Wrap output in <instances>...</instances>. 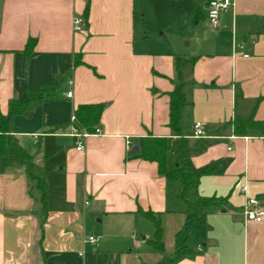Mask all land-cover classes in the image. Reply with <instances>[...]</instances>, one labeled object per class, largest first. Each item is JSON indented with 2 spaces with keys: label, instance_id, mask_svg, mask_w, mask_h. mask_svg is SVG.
<instances>
[{
  "label": "crops",
  "instance_id": "obj_1",
  "mask_svg": "<svg viewBox=\"0 0 264 264\" xmlns=\"http://www.w3.org/2000/svg\"><path fill=\"white\" fill-rule=\"evenodd\" d=\"M232 1L216 28L208 0L0 1L1 114L13 100L53 90L11 121L48 204L43 210L24 166L0 158V264H264V220L247 221L243 211L250 198L264 207V136H236L232 126L264 121V0ZM158 23L178 41H152L147 33ZM28 39L36 43L26 57ZM177 56L190 60L180 76ZM176 88L187 101L179 134L167 126L166 93ZM82 105L103 108L100 133L77 151L67 133ZM195 123L203 138L192 137ZM148 135L185 147L191 171L210 169L189 200L226 201L191 218L179 185L138 158ZM167 160L180 169L173 151ZM147 211L161 215L162 253L147 243Z\"/></svg>",
  "mask_w": 264,
  "mask_h": 264
},
{
  "label": "trees",
  "instance_id": "obj_2",
  "mask_svg": "<svg viewBox=\"0 0 264 264\" xmlns=\"http://www.w3.org/2000/svg\"><path fill=\"white\" fill-rule=\"evenodd\" d=\"M87 12L88 8L85 10L86 14ZM35 43V39L27 40L22 51L26 57L30 56ZM189 62L190 60H186L182 57H175V70L177 76H180V66L183 63ZM80 63L81 61L79 59L75 60V64ZM52 94V89H41L36 93H29L22 99L13 100L9 104L7 115H2L0 112V158L6 160L7 164H17L25 167V173L28 180L31 182V188L35 187L40 192V203L43 210H46L48 204V192L45 181L43 178L35 177L28 169L31 158L13 140L11 136V121L13 118L24 114L31 103L46 100L52 96ZM166 94L169 100L167 126L173 133L179 134L181 130V111L187 105V101L181 88H176ZM102 108V105L78 106L74 113L76 120L74 125L86 132L93 133L97 128ZM232 126L236 136H244L247 131H255L261 136H264V121H254L250 117L245 120H234ZM170 150L177 156L180 162V169H173L169 166L167 158ZM187 154L188 151L185 147L170 148L169 141L166 138H157L148 135L142 139L138 158L143 161L155 163L159 176L171 183L174 182L179 185L180 190L177 192L176 197L185 202L187 214L190 215L191 218L198 220L211 209L222 205L226 200L216 197H197L193 201L188 199V194L196 192L201 176L208 173L210 169L196 172L191 171L186 166L184 160ZM141 215L152 224L154 229L153 238L148 240L147 243L154 251L162 253L164 251V243L162 240L163 229L161 225V215L151 211L141 212Z\"/></svg>",
  "mask_w": 264,
  "mask_h": 264
},
{
  "label": "built area",
  "instance_id": "obj_3",
  "mask_svg": "<svg viewBox=\"0 0 264 264\" xmlns=\"http://www.w3.org/2000/svg\"><path fill=\"white\" fill-rule=\"evenodd\" d=\"M233 6L232 0H208L206 5V15L209 24L216 28L219 25V15L221 12H225ZM82 19L75 18L73 22V27L75 31L81 30ZM67 98L71 97V92L66 94ZM76 122L75 117H71V127L69 128V132L67 135L70 137L77 138L78 141L76 142V150L80 151L83 148V141L84 139L88 138L91 135L99 134L100 131L98 128L94 130V132L87 133L79 128H77L74 123ZM205 136L204 131L202 129L201 123H195L193 127L192 137L194 139H200ZM243 191L245 187L242 188ZM244 215L247 221L254 222V223H261L264 220V207L257 199H247L243 205ZM89 242L94 243L95 239L93 237H89Z\"/></svg>",
  "mask_w": 264,
  "mask_h": 264
},
{
  "label": "rangeland",
  "instance_id": "obj_4",
  "mask_svg": "<svg viewBox=\"0 0 264 264\" xmlns=\"http://www.w3.org/2000/svg\"><path fill=\"white\" fill-rule=\"evenodd\" d=\"M174 32L175 30H173V28L165 29V27H163L162 25H160V23H158L152 25L147 34L150 36V39L152 41H160L158 45L165 48L168 45L172 44L173 41H178L179 37L176 34H174ZM186 44L187 42H184V45ZM33 192L35 193L36 190H34ZM186 236L187 233L185 231H182L180 234V238Z\"/></svg>",
  "mask_w": 264,
  "mask_h": 264
}]
</instances>
